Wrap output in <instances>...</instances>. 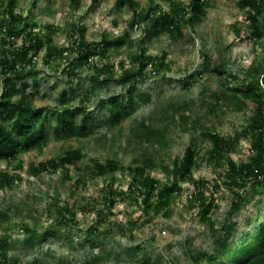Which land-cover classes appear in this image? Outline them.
<instances>
[{
	"label": "rangeland",
	"instance_id": "obj_1",
	"mask_svg": "<svg viewBox=\"0 0 264 264\" xmlns=\"http://www.w3.org/2000/svg\"><path fill=\"white\" fill-rule=\"evenodd\" d=\"M7 1L0 0V17L6 16ZM134 1L138 9L150 3L149 0ZM178 1L186 5L189 0ZM260 1L264 10V0ZM154 2L167 10L166 0ZM212 3L200 20L192 26L181 27L179 37L161 34L144 43L146 55L158 57L167 52L166 67L153 70L148 66L145 80L131 84L129 92L134 103L130 114L111 127L93 121L89 126L93 130L78 137L55 134L54 127L59 122L52 118L54 107H69L71 112L83 100L91 114L107 117L109 111L99 110L97 101L115 94L125 99L128 87L118 80H104L106 72L98 74L97 82L93 81V65L78 63L73 49L74 37L79 35L78 25L85 26L83 38L87 41L100 40L102 33L110 39L128 28L125 44L112 49L104 59H94L99 66L112 63L115 79L119 78L121 61L125 67L130 65L146 25L141 22L130 27L131 9L127 4H116V0H79L78 7L72 0H50L49 3L16 0L14 12L29 19L39 34L49 33L47 27H53L50 32L53 43L67 49L62 56L47 59L43 47L20 80L28 84L20 92L32 107L36 110L45 107L48 138L39 146L21 151L15 159L0 158V172L7 171L18 177L11 186L0 188V211L8 215L5 218H2L4 214L0 215V236L8 235L4 257H14L16 264H94L93 256L100 253L104 264H134L136 252L150 257L162 253L166 260L176 264H190L191 253L216 251V231L225 237L232 228L239 235L250 227V221L263 217L264 193L254 194V198L261 199L259 202L252 200L237 211L230 210L231 188L221 177L225 165L215 167L207 161L210 142L202 135L201 125L211 124L221 135L238 137L235 148L227 153L231 159L240 161L248 157L250 140L245 128L255 106L251 97L229 89L237 83L229 74L237 75V80L242 81L254 73L264 89L261 80L264 37L250 36L248 7H239L237 0H212ZM235 28L239 29L238 33ZM23 40L24 35L17 33L11 38L12 46L21 45ZM254 63L260 65L257 72L251 69ZM70 65H75L74 70L69 69ZM240 101L244 103L241 105ZM184 115L188 118H183ZM147 117L164 132L161 144L150 145L137 137L134 129L138 120ZM191 140L196 149L191 174L194 179L206 182L204 195L213 201L211 219L203 217L201 206L190 198L196 188L187 180L179 181L180 190L167 209H150L146 213L141 195L126 194L130 180L127 165L131 158L142 152L149 155L151 163L146 167L149 174L160 182L167 176L171 180L166 168L181 157ZM68 147H80L83 156L75 164H68L67 172L61 167L31 170L32 166L58 157ZM109 159L117 162V170L103 175L93 172L95 160L105 163ZM66 173L68 178H64ZM109 189L115 191L111 207L105 200ZM64 205L75 212L74 223L59 226L53 222L54 211ZM22 223L35 231L30 234L31 243L26 241L28 235L22 231ZM89 227H96L99 233L89 236ZM135 246L143 250L134 251Z\"/></svg>",
	"mask_w": 264,
	"mask_h": 264
},
{
	"label": "trees",
	"instance_id": "obj_2",
	"mask_svg": "<svg viewBox=\"0 0 264 264\" xmlns=\"http://www.w3.org/2000/svg\"><path fill=\"white\" fill-rule=\"evenodd\" d=\"M48 3L50 0H47ZM78 7L79 0H72ZM167 10L160 9L154 0H149V6L138 9L134 0H116V4H127L132 11L128 25L133 27L135 24L143 22L146 27L144 34L136 45V52L131 56V63L125 67L120 63V75L118 79L114 78L113 64L109 62L101 63L99 66L95 58L107 57L108 54L125 44L128 41V28L123 30L119 36L108 38L106 34H101L100 40L87 41L83 38L85 26L78 25L79 35L74 39L73 49L76 52L79 64L93 65L94 73L91 78L98 80V74L108 73L104 80H118L123 86L127 87V97L120 98L118 94L100 98L96 105L99 110L107 109V117H100V114L94 115L88 111V107L83 104V100L76 105L73 110L68 111L69 107H54V115L59 124L54 127L55 134L64 136H83L93 121L101 122L104 125L115 126L130 114V108L133 106V96L130 86L138 81L145 80L148 75L146 69L150 66L153 70L166 67L164 59L167 54L163 51L160 56L146 55L144 43L161 34H168L172 38H177L182 34L183 25H193L200 20L206 9L212 6V0H189L186 5L178 0H166ZM260 0H237V5L241 8L248 7L249 34L251 37L261 39L264 37V10ZM16 0H8L4 12L5 17H0V158L4 160L15 159L16 156L24 150L39 146L46 142L48 138L46 116L43 115L45 107L35 109L24 97L20 90H24L28 84L20 80L23 79L25 68L32 65V60L36 53L44 47L45 57L47 59H56L62 56L67 49L57 46L53 43L50 32L53 27L48 26L49 33L39 34L33 30L34 24L24 18L19 13L14 12ZM239 32L238 28H235ZM24 35V40L19 46H12L13 38L17 33ZM8 44V48L4 47ZM205 59L209 56L205 52ZM75 65H70L69 69L74 70ZM123 66V67H122ZM259 66L254 63L251 66L253 72L259 71ZM264 68V67H263ZM250 78H243L238 81L237 75L229 76L236 85L229 87L234 93H241L244 97H251L255 106L254 115L249 119L245 128L246 134L249 133L250 154L246 159L234 161L227 153L235 148L234 139L221 135L210 125L202 124L201 133L210 142L207 154V161L212 162L215 167L225 165L222 172V180L225 185L231 188L230 210L237 211L245 203L252 201L259 202L261 199L254 198L256 192L264 193V89L260 86L261 82L254 73H249ZM17 80V81H16ZM264 81V74L261 78ZM17 95V96H16ZM215 95V94H214ZM216 96V95H215ZM139 97L144 98L143 94ZM244 102L240 101L242 105ZM176 109V108H175ZM101 113V112H100ZM78 115L75 120L74 116ZM45 116V117H44ZM188 116H183L186 119ZM148 118H140L136 126L137 137L141 140L161 144L165 134L156 124ZM143 142V141H142ZM193 140L185 147L180 158H175L166 168L171 180L166 177L164 182H160L147 171V166L151 163L149 155H137L131 158L127 165V173L130 180L126 194L141 195L143 210L148 213L151 210L167 209L175 193L180 190L179 181H191L196 188L193 191V200L201 206L203 217L210 220V208L212 200H208L204 195V185L206 182L202 179L192 177V168L196 162V149ZM83 156L80 147H68L56 158H50L46 163H40L38 166H32L31 170L37 172L39 169L56 170L58 167L67 172L68 164H75ZM117 162L113 159L105 163L94 161L92 164L93 172L103 175L106 172L117 170ZM17 176L9 174L7 171L0 172V188L11 186L17 179ZM68 178V174L64 175ZM218 181V180H217ZM115 191L108 190V196L105 197L106 205L112 206L115 201ZM137 197V196H135ZM154 198L156 201H154ZM84 209L83 207H81ZM6 211H0L2 218H5ZM110 212V211H109ZM73 209L67 205L56 207L54 211L53 222L56 225H69L74 223ZM102 215V214H101ZM249 222V221H248ZM249 228L235 235L234 230L229 228L225 237L221 236L220 231H216L215 243L216 251L212 253L190 254V264H264V215L262 218H254L249 223ZM5 228V227H4ZM21 229L28 236L26 241L31 243L32 235L35 231L26 223L21 224ZM99 230L96 227H89L87 234L94 236ZM45 237V235H42ZM94 238V237H93ZM8 244V235L0 236V264H16V259L4 257V249ZM134 251L143 250L140 246H135ZM129 249H126L129 252ZM134 264H176L174 261L166 260L162 253H157L153 257L139 256L134 252ZM102 254L97 253L93 256L94 264H104L101 262Z\"/></svg>",
	"mask_w": 264,
	"mask_h": 264
}]
</instances>
